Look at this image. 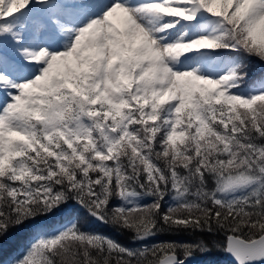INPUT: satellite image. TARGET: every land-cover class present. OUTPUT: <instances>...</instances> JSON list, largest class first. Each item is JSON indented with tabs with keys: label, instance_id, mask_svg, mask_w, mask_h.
I'll list each match as a JSON object with an SVG mask.
<instances>
[{
	"label": "snow or ice",
	"instance_id": "obj_1",
	"mask_svg": "<svg viewBox=\"0 0 264 264\" xmlns=\"http://www.w3.org/2000/svg\"><path fill=\"white\" fill-rule=\"evenodd\" d=\"M5 253L264 264V0H0Z\"/></svg>",
	"mask_w": 264,
	"mask_h": 264
},
{
	"label": "trees",
	"instance_id": "obj_2",
	"mask_svg": "<svg viewBox=\"0 0 264 264\" xmlns=\"http://www.w3.org/2000/svg\"><path fill=\"white\" fill-rule=\"evenodd\" d=\"M98 227V230L99 231H102V232H108L110 235H112L114 238L116 239H119L121 242L123 243H128L129 240H128V236L124 235V234H121V233H116V232H113L111 231L110 229L108 228H105L103 226H97ZM182 238H186V237H182ZM220 256H221V260H220V264H231L228 260H227V257H226V254L225 253H220ZM12 258V254H9V253H5L3 256H0V261H3V260H8V259H11Z\"/></svg>",
	"mask_w": 264,
	"mask_h": 264
},
{
	"label": "water",
	"instance_id": "obj_3",
	"mask_svg": "<svg viewBox=\"0 0 264 264\" xmlns=\"http://www.w3.org/2000/svg\"><path fill=\"white\" fill-rule=\"evenodd\" d=\"M226 257H227V255H226ZM227 260L231 263L230 259L227 258Z\"/></svg>",
	"mask_w": 264,
	"mask_h": 264
}]
</instances>
